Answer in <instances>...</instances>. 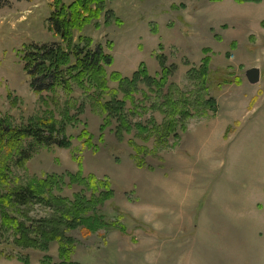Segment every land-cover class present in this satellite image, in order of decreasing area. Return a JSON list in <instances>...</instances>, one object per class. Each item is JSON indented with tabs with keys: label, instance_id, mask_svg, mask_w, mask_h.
I'll list each match as a JSON object with an SVG mask.
<instances>
[{
	"label": "rangeland",
	"instance_id": "rangeland-1",
	"mask_svg": "<svg viewBox=\"0 0 264 264\" xmlns=\"http://www.w3.org/2000/svg\"><path fill=\"white\" fill-rule=\"evenodd\" d=\"M54 1L8 0V5L0 9V116L16 127L26 126L31 119H47L62 131L54 133L56 136L49 144L25 143L28 160L21 166L11 165L8 188L19 189L47 177H62L64 181L59 183V188L51 193L47 189L42 199L72 202L82 187H69L68 175H75L81 169L83 177L93 176L109 183L113 198L97 212L110 225L94 233L82 227L65 229L63 225L60 229L67 241H54L41 250L18 244L19 238L9 224V229L0 228V264H60L62 249L69 252L72 264H177L183 257L186 264H205L200 262L202 256L195 255V247H199L200 242L202 245L206 234L200 231L201 220L194 211L197 203L194 200L210 190L216 210L213 219L228 221L232 219V212L224 215L226 170L235 173L238 169L235 162L243 160L247 163L246 175L264 176V171L260 172L261 177L254 173L256 167L258 170L260 164L264 165L262 7L240 5L234 0L220 3L106 0L100 18L73 30L71 42L75 46L79 37L86 38L93 49L101 47L103 53L113 59L112 64L105 67L107 76L102 80L104 84L106 80L108 91L90 88L88 77L70 82L67 76L69 83L36 92L23 70L22 50L30 44L65 47L49 22L55 9ZM71 1L62 0L66 4ZM232 43L236 44L235 48ZM160 56L165 57L166 66L174 67L167 86L160 92L163 96L170 93L174 101H178V97L186 101L191 118L185 123V132L179 129L178 138H169L163 148L156 145L155 133L138 134L136 124L150 130L149 121L159 128L166 123L164 112L151 108L162 105V97L157 96L160 92L155 93L153 86L143 81L137 84L130 98L127 96L119 114L125 115L130 131H125L119 139L115 133L118 122L114 119L102 131L101 127L109 118L100 105L109 103L113 92L117 93L119 102L125 97L118 91L119 82L110 81L109 76L118 73L121 78L131 79L144 67L148 76L155 78L161 72ZM205 57L210 59L207 80L198 75ZM70 61L74 58L70 57ZM260 67L262 80L250 86L245 72ZM74 72L72 70L71 74ZM256 96L260 97L257 104L248 107ZM208 101L212 103L207 105ZM227 124L233 129L243 126L240 139L254 130L260 136L245 137L244 145L239 142V151L232 149L228 154L221 142ZM84 131L90 137L89 144L79 138ZM64 136L68 145L60 146ZM129 142L139 150L144 148L143 155L139 156ZM237 153H241L240 160ZM140 161L142 167L138 165ZM211 179L214 183L209 187ZM243 185H235V189L230 190L235 196L241 195L247 188ZM206 198L200 207H204ZM14 208L16 212L11 215L27 225L31 219L36 224L58 218L56 210L61 209L45 202ZM169 226L173 227L171 233L163 231ZM169 235L171 237L166 238ZM216 240L217 249L221 251L222 241H231L232 235L222 234L221 241ZM37 241L40 240L37 238ZM172 246L178 248L175 253ZM234 256L235 251L229 253L230 264ZM221 263V257H217L216 264Z\"/></svg>",
	"mask_w": 264,
	"mask_h": 264
},
{
	"label": "trees",
	"instance_id": "trees-1",
	"mask_svg": "<svg viewBox=\"0 0 264 264\" xmlns=\"http://www.w3.org/2000/svg\"><path fill=\"white\" fill-rule=\"evenodd\" d=\"M208 1L211 3H220L222 0ZM261 1L262 0H234L236 4L240 5L245 3L259 4ZM105 2L106 0H73L70 4H66L63 3L62 0L54 1L55 9L54 13L49 17V22L52 29L61 36V40L65 43V47L60 44L44 46L30 44L25 45L22 50L21 59L24 64L23 70L30 79V86L35 89L36 92L49 91L57 84L65 85L69 83V81L66 80L67 76L70 82L88 77L90 88H99L101 92L108 91L105 87V84H107L106 80L105 84L102 80L107 76L105 67L110 66L113 59L106 56L101 47L93 49V45L89 42L90 40L86 38L84 40L83 37H79L77 40L78 43H84L83 45L76 43L75 46H72L71 42L73 30L82 28L89 22L100 18L104 11ZM7 5L8 0H0V9ZM231 46H233V48L235 47L234 44ZM205 52L207 53L208 51ZM70 57H73L74 61H70ZM158 60L161 72L155 78L149 77L144 67H140V69L133 74L131 79L121 78L118 73H112L109 76L110 81L119 82L120 87L118 91H121L125 97L123 101L119 102L117 100V93L113 92L111 101L100 105L104 112L108 113L107 118H109L106 119L104 125L101 127L102 131L109 127L113 119L118 122L115 133L119 139H121L125 131H130L125 115L119 114L125 107L127 96H129V98L131 97V94H133L132 92L135 91L140 81L145 82L149 86H153L152 88L156 90L155 93L162 91L164 87L167 86L174 67L166 66V60L163 56H160ZM209 63L210 59L208 57L203 58L201 61L198 75L201 76L203 80H207L208 78ZM72 70L75 71V74H71ZM203 83L204 86H206L204 81ZM170 95L171 94L168 93L163 96V93L160 92L157 96L162 97V105L155 106V108L154 105L151 107L164 112L166 116L164 127H157L153 121H149V123L152 124L150 130H148V127H141L140 124L134 126L140 135L143 134L142 132L155 133L158 136L156 145L160 148L168 145L169 138H178L179 129L185 132V123L191 118V115L186 110V101L183 98L180 99V97H178V101H174L173 96ZM211 103L212 101H208L207 105ZM56 127L57 126H54V122H49L47 119H31L26 126L16 127L10 120L0 116V228L4 227V229H9L8 225H12L13 233L19 238L18 244L24 248L37 247L43 250L46 249L49 243L54 241H67L64 237L63 230L60 229L63 225L65 229L67 228L70 230L72 227H82L92 233L110 225L106 223L104 217L97 212L99 207L113 198V192L110 189L109 183L107 181L96 180L93 176L83 177L81 169H79L75 175H68L69 187L74 185H80L82 187V191L73 196L74 199L72 202L64 199H42L47 189L48 193H51L54 188H59V183L64 181L62 177H47L44 181H39L37 183L33 182L30 186L19 189L8 188L11 176V165L21 166L28 160L29 153L25 150V143L27 141H32L34 144H49V141L53 140V136L62 132L56 129ZM45 133H49V137L45 136ZM54 133L56 135H53ZM102 135L99 138L100 140L102 139ZM88 136V133L84 131L79 138L85 140V143L89 144L90 137ZM48 138L49 140H47ZM65 140L68 142L67 138L64 136L59 145H68L67 143L65 144ZM129 145L131 147L133 146L132 149H134L139 156L143 155L142 152L145 151L144 148L141 147L139 150L136 145H131V142H129ZM136 159H138V157H136ZM141 162L142 161H140L138 165L142 167ZM87 191L90 192L89 196L86 195ZM37 202H45L48 205L53 204L61 208L56 210L59 213L58 218L41 220L36 224L34 220L31 219L29 220L31 223L27 225L18 222L17 219L11 215V212H16V208L14 207H28ZM30 236L33 237V239H31ZM37 238L40 241H37ZM60 258L62 260L60 264H72L69 252L64 249L60 252Z\"/></svg>",
	"mask_w": 264,
	"mask_h": 264
},
{
	"label": "crops",
	"instance_id": "crops-1",
	"mask_svg": "<svg viewBox=\"0 0 264 264\" xmlns=\"http://www.w3.org/2000/svg\"><path fill=\"white\" fill-rule=\"evenodd\" d=\"M259 7H262L264 14V0L259 3ZM232 44L236 46L235 43ZM261 69L262 67L259 68L260 81L263 78ZM258 98L260 97L256 96L250 102L248 107H253V105L255 106L259 101ZM261 110L262 109H260V111ZM242 127L233 129L230 124H227L222 136L223 141L221 142L224 144L226 149L225 152H228V154H230L232 149L239 151L241 143L242 145L246 143L244 140L245 137L248 139L249 136H260V133L257 130H254L252 133L247 134L242 139H240ZM240 141L242 142L239 143ZM240 156L241 153H237L238 160H240ZM234 165L238 167L235 173H230L229 169H227L225 172L226 186L224 187L223 192L226 193V195L224 197L223 203H225L224 215L232 212V215L235 217L231 215L232 219L228 221L224 220L223 222L213 219V217L216 215V210L212 205L214 199L210 198V190H206L207 193L203 192V194L200 195L198 199L194 200V202L197 201L194 211L196 214L199 213L201 220L200 231L206 234V239L202 245L200 246V242L199 247H195V255L199 254L202 256L200 262H204L205 264H216L217 257H221V264H230L232 257H229V253L232 254L235 251L232 264H264V176L261 177L260 174V172L264 171V165L260 164L258 170L256 167V170L254 171V173H258V176L261 178L246 175L245 167L247 163H245L243 160L242 162H235ZM213 183L214 180L211 179V181H209V187H211ZM240 184L247 185V188L243 189L241 195L235 196V194H233L230 189L234 190L235 185L240 186ZM205 197L207 198L205 199L204 207L202 205L200 207V203ZM238 199H241V201H237ZM154 231H156V229H154ZM163 231L171 233L173 231V227H165ZM229 233L232 235V240H223V247L220 251L219 248L217 249L216 239L219 238L221 241L222 234L229 235ZM170 237L171 235L167 236L166 238ZM177 244H179V242ZM172 247V250L175 253L178 248L175 246ZM169 248L171 249V246ZM231 248L233 249L232 252L230 250ZM240 249H242L243 252H240ZM182 253L185 254V251ZM186 263L187 261L184 257L178 259L177 261V264Z\"/></svg>",
	"mask_w": 264,
	"mask_h": 264
},
{
	"label": "water",
	"instance_id": "water-1",
	"mask_svg": "<svg viewBox=\"0 0 264 264\" xmlns=\"http://www.w3.org/2000/svg\"><path fill=\"white\" fill-rule=\"evenodd\" d=\"M245 77L250 85H257L260 81V70L258 68L249 69L245 72Z\"/></svg>",
	"mask_w": 264,
	"mask_h": 264
}]
</instances>
